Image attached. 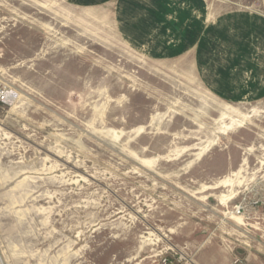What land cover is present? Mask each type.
<instances>
[{"label": "rangeland", "instance_id": "rangeland-1", "mask_svg": "<svg viewBox=\"0 0 264 264\" xmlns=\"http://www.w3.org/2000/svg\"><path fill=\"white\" fill-rule=\"evenodd\" d=\"M91 1L0 0V264H264V0Z\"/></svg>", "mask_w": 264, "mask_h": 264}, {"label": "crops", "instance_id": "crops-1", "mask_svg": "<svg viewBox=\"0 0 264 264\" xmlns=\"http://www.w3.org/2000/svg\"><path fill=\"white\" fill-rule=\"evenodd\" d=\"M99 1L100 0H92L91 2L92 3H99ZM134 1V3L136 4V2H137V0H133ZM172 1V0H171ZM130 1L128 2L127 1V3H126V1H124V2H122V4H124L123 5V8L121 9V11H120V15L121 14H123L124 15V17L125 18H127L128 20H129V16H127V14H129L128 12H127V10H128V8H129V6H130ZM147 6H149V5H147ZM151 7V6H150ZM151 11H156V9L154 8V9H152ZM124 12V13H123ZM122 15V16H123ZM171 25H173V23H171ZM174 28H177V23H176V25H175V27ZM165 49V48H164Z\"/></svg>", "mask_w": 264, "mask_h": 264}, {"label": "built area", "instance_id": "built-area-1", "mask_svg": "<svg viewBox=\"0 0 264 264\" xmlns=\"http://www.w3.org/2000/svg\"><path fill=\"white\" fill-rule=\"evenodd\" d=\"M8 99V93L5 91H0V105L4 104Z\"/></svg>", "mask_w": 264, "mask_h": 264}, {"label": "bare ground", "instance_id": "bare-ground-1", "mask_svg": "<svg viewBox=\"0 0 264 264\" xmlns=\"http://www.w3.org/2000/svg\"><path fill=\"white\" fill-rule=\"evenodd\" d=\"M229 182H230L229 180L223 179V180H220V181L216 182V183L214 184V187L222 186V185H225V184H227V183H229ZM209 188H211V187H209ZM207 189H208V188H207ZM213 189H214V188H213Z\"/></svg>", "mask_w": 264, "mask_h": 264}]
</instances>
